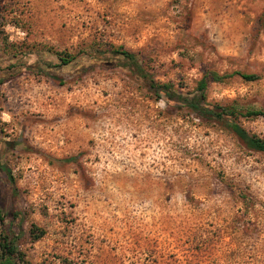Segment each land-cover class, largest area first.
Wrapping results in <instances>:
<instances>
[{"label": "rangeland", "instance_id": "374dc122", "mask_svg": "<svg viewBox=\"0 0 264 264\" xmlns=\"http://www.w3.org/2000/svg\"><path fill=\"white\" fill-rule=\"evenodd\" d=\"M116 50L184 98L204 81L202 104L234 114L158 95ZM255 110L264 0H0V209L16 264H264V152L227 126L264 141Z\"/></svg>", "mask_w": 264, "mask_h": 264}, {"label": "trees", "instance_id": "16d2710c", "mask_svg": "<svg viewBox=\"0 0 264 264\" xmlns=\"http://www.w3.org/2000/svg\"><path fill=\"white\" fill-rule=\"evenodd\" d=\"M115 53L117 55H120L128 65H131L134 68V70L137 72V74L143 79H145L148 82L149 87L154 91H156L158 95L160 94L166 95L167 98L170 100L178 99L185 101L188 107H190L198 115L207 117L212 120H223L224 116L234 114L227 107L221 105H214L213 107L210 108L202 104V101L204 100V93H203V89L205 87L204 81H201L199 83L200 93L197 96H192L189 99L184 98L182 93L173 90L172 84L169 83L157 84L156 82H154V80L151 77H149L148 74L145 73L141 68V66L137 63L134 53L129 52L127 50H116ZM61 61L63 63H66L68 60L63 59ZM236 74L245 80L251 81L256 79V76L253 74H242V73H236ZM213 78L215 80L220 79L217 75H213ZM248 115L264 116V112L260 110H255L248 112ZM227 126L239 139H241L245 143V145L248 148L259 152H264L263 140L255 136H249L243 128H241L238 124L233 123L232 121L228 122ZM8 173L9 172L7 171V174ZM8 177L10 184L14 190L15 186L13 184L12 177L10 175H8ZM2 227L6 229L3 212L0 209V264H16L17 261L22 259L20 258L19 253L16 250L17 238L15 236H12L8 232L3 231ZM30 234L33 236V239L36 240L42 236L43 232L33 226L30 229Z\"/></svg>", "mask_w": 264, "mask_h": 264}]
</instances>
